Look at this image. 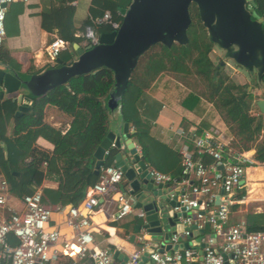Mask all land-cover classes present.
Here are the masks:
<instances>
[{
    "label": "trees",
    "instance_id": "1",
    "mask_svg": "<svg viewBox=\"0 0 264 264\" xmlns=\"http://www.w3.org/2000/svg\"><path fill=\"white\" fill-rule=\"evenodd\" d=\"M73 1L48 0L38 14L40 28L55 34L66 44V49L58 55L62 62L71 59L73 45L83 48L88 44L84 32L86 28L93 29L86 19L77 29L80 33H76L72 23ZM128 3L129 0H109L110 6L106 11L113 20H119L117 10L126 8ZM14 5L9 6L13 8ZM249 6L252 14L262 20L264 28V0H251ZM189 13L195 23L191 19L186 32L188 42L185 45L172 44L168 48L161 44L151 46L138 59L129 80L120 85L119 99L113 95L114 79L112 71L107 68L72 77L66 84L34 98L28 112L15 124L12 133L19 134L22 129L27 130L34 125H39V129L26 131L25 135L17 138L5 136L4 132L8 118L13 113V104L6 102L0 105V142L6 145V156L0 147V175L7 183L9 195L20 198L32 194L41 185L44 172H53L59 176L57 188L41 189L42 202L60 209L67 205H78L86 190L98 179V175L93 173L92 154L107 133L110 120L116 117L130 127V138L138 147L144 164L179 179L180 155L149 135V125L142 119L137 106L143 92L163 77L173 82L176 88L184 89L181 100L184 108L192 111L198 103L205 100L210 102L231 136L229 146L238 152L253 150V160L264 163V117L257 113L254 96L247 91L246 86L236 85L222 72L219 64L213 67L208 53L214 45L208 41L193 5L189 7ZM5 59L9 61V58ZM197 80L202 83L201 91L195 88L196 83L194 87L189 84V81ZM108 96L112 98V108L107 107ZM45 105L55 106L69 118L68 128L63 134L41 124ZM36 136L51 143V154L25 146L28 138L29 144ZM113 154L112 150L108 151L103 167L112 165ZM25 158L29 159L28 162L24 161ZM201 159L204 163L210 162L206 155L201 156ZM42 163L46 166L45 170L42 169ZM236 208L237 205L232 206L233 212ZM243 220L246 232L264 231V211H248ZM138 222L140 220L137 218ZM208 231L205 227L199 234L204 235ZM8 240L11 242L12 238ZM62 258L59 259L61 264H91L88 259Z\"/></svg>",
    "mask_w": 264,
    "mask_h": 264
},
{
    "label": "built area",
    "instance_id": "2",
    "mask_svg": "<svg viewBox=\"0 0 264 264\" xmlns=\"http://www.w3.org/2000/svg\"><path fill=\"white\" fill-rule=\"evenodd\" d=\"M17 1L27 0H0V46L4 39L5 9ZM120 20L121 17L113 20L105 12L101 17L92 19L91 23L104 25L111 31L119 27ZM96 36L92 29H85L84 38L91 45L96 44ZM65 49V42L57 36L45 45L50 62ZM176 133L184 135L181 130H176ZM187 142L178 151L181 157L179 179L144 165L154 191H158L159 186L161 195H168V201L174 202L171 211L176 214L173 232L165 241L170 248L162 252L153 250L147 255V261L150 264H264V231L246 232L242 219L229 223L234 205L246 206L253 212L263 210L264 163L254 161L246 152L232 149L230 141H226L216 126L199 134L190 132ZM203 155L210 158L209 163L202 161ZM248 171H252L253 175L261 172L263 178H257L258 182H247ZM97 175V181L86 190L78 205L67 208L63 221L69 228L66 235H61L55 226L49 224L51 215L61 209L44 204L39 191L19 198L20 211L7 207L8 187L0 176V264H52L60 257L88 259L91 264H113L109 251L94 243L91 231L94 208L99 206L101 210L110 211L114 221L134 214L140 220V226L146 222L144 212L132 208L133 202L126 189L116 190L114 195L111 193L124 181L119 168L101 166ZM159 198L156 196L155 200L159 201ZM110 201L114 210L107 207ZM158 226L162 238L165 229L161 222ZM205 227L209 231L200 235L199 231ZM196 240L202 245L198 249L191 246L172 249L180 243L190 245ZM135 241L137 248L123 264H138L143 251L153 243L142 227Z\"/></svg>",
    "mask_w": 264,
    "mask_h": 264
},
{
    "label": "water",
    "instance_id": "3",
    "mask_svg": "<svg viewBox=\"0 0 264 264\" xmlns=\"http://www.w3.org/2000/svg\"><path fill=\"white\" fill-rule=\"evenodd\" d=\"M250 1L129 0L119 27L98 33L95 45L88 43L83 48L73 45V58L67 62L56 58V65L30 75L26 80L19 79L0 62V105L9 102L15 108L13 115H20L26 112L31 99L66 84L72 77L94 73L103 67L112 71L113 95L119 99L120 85L129 80L138 59L151 46L161 44L168 48L172 44L185 45L188 42L186 32L191 22L189 7L193 5L208 41L223 52L224 59L254 77L257 91L254 106L264 117V28L260 18H252L253 12L248 7ZM220 64L224 65V62ZM106 104L108 108L113 107L110 96L107 97ZM130 134L126 123H122L115 131H107L93 151V173L98 174L99 167L107 159L108 151L112 150L113 165L119 168L123 175L127 195L133 202L132 208L144 212L146 224L140 226L138 223L134 227V234L138 233L141 227L145 228L150 239L154 241L143 251L138 264H150L147 261L149 253L170 248L165 241L173 232V219L176 214L171 211L174 202L168 201V195H161L159 186L158 191H154L151 180L145 173L141 156L134 149ZM156 196L160 197L159 201L155 200ZM216 202L217 199L214 203ZM159 221L165 229L162 238ZM159 240L161 242L157 244ZM189 244L180 243L172 249L189 246L198 249L202 246L198 244V240ZM116 256L117 252L112 253V260H115ZM125 261L126 257H123L121 264Z\"/></svg>",
    "mask_w": 264,
    "mask_h": 264
},
{
    "label": "crops",
    "instance_id": "4",
    "mask_svg": "<svg viewBox=\"0 0 264 264\" xmlns=\"http://www.w3.org/2000/svg\"><path fill=\"white\" fill-rule=\"evenodd\" d=\"M47 1L48 0H27L26 2L17 1L12 3V5L15 4L13 8L7 6L5 9L3 23L4 40L0 46V62L14 72L19 79L26 80L30 75L37 74L56 65L54 61L50 62L48 60L47 54L44 52L45 45L53 36H55V34L47 33L39 26L38 14L44 3ZM18 4L20 5L18 6ZM72 6L74 8L72 23L77 31L79 25H81L84 20L88 19L91 23L92 19H97L101 17L103 13L107 12V7L110 5L109 0H74ZM125 9L126 8L120 9V11L117 10L119 19L123 15ZM92 30L96 35L101 32L109 31L104 25H93ZM76 33L79 34L80 32L77 31ZM5 58H9V61ZM72 58L73 51L71 54V59ZM228 69L230 71V79L236 85L248 86L246 87L247 91L254 96V99H257V91L255 90L256 84H250L254 77L245 73L232 62L228 65ZM249 88L250 90H248ZM183 90V88H176L173 82H170L167 77H163L154 82L149 89L143 92L138 100L137 106L142 119L149 125V135L159 143H162L166 147L176 150L177 152L181 145L188 143L187 140L190 132L193 131L194 134H199L202 130H206L212 126L218 127L226 141H230L231 136L228 134V131L222 120L219 118L218 113L213 109L212 104L201 98L205 100V102L198 103L197 107L190 111L189 109L184 108L181 104V100L184 97ZM33 100L34 98L31 99L29 105ZM29 105L27 106L26 112H23L20 115L14 116L13 113L15 108L13 109V113L10 114L5 126V136L17 138L18 136L25 135L26 131L32 132L39 129V125H34L29 126L27 130L22 129L19 134L12 133L15 124L28 112ZM68 123L69 118L55 106H44L42 110L41 124L63 134L68 128ZM121 124L122 122L116 117L115 119L110 120L108 130L115 131L121 126ZM128 129L130 131V127H128ZM176 130L183 131L184 135H178ZM29 140L30 138L24 143L26 147H35L51 154L53 146L41 136H36L33 142L28 144ZM132 143L136 153L140 154V151L133 140ZM13 145L15 144L13 143ZM0 147L3 150V155L6 156V145L4 146V144L0 142ZM246 154L252 157L253 150L247 151ZM28 160L29 159L27 158L24 159L25 162H28ZM144 165L149 167L147 164ZM45 167V165H42L43 170H45ZM249 172L250 171L247 173ZM166 174L170 175L169 173ZM254 176H257L260 179L263 178L261 172H257ZM58 182L59 176L56 173L45 171L41 185L36 191L40 192L43 188L56 189ZM124 189H126V184L123 181L122 186H118V189L115 187L111 190V193L114 195L116 190L124 191ZM99 201L101 203V200ZM108 205V209H115L111 201ZM6 206L16 211H20L21 209L19 198L12 197L9 194H7L6 197ZM69 206L71 205L63 207L60 211L53 213L50 217V226H55L61 235L69 233V228L63 223ZM262 208V211H264V206H262ZM245 210H247L246 206H237L234 212L232 210L229 223L232 224L237 220H243L244 215L249 211ZM109 214L110 211H105L103 208L101 210L99 206L94 208V212L91 216L92 237L97 247L106 248L111 255L112 253L117 252L113 264H121L123 257L127 258L137 248L135 237L138 233L134 234V227L139 222L137 223V218L132 215H127L121 220L114 221ZM133 234L134 238L131 239L130 237ZM156 243L158 244L159 241ZM59 261L52 264H61Z\"/></svg>",
    "mask_w": 264,
    "mask_h": 264
},
{
    "label": "rangeland",
    "instance_id": "5",
    "mask_svg": "<svg viewBox=\"0 0 264 264\" xmlns=\"http://www.w3.org/2000/svg\"><path fill=\"white\" fill-rule=\"evenodd\" d=\"M248 7L250 8L249 6V3H248ZM192 16V14H191ZM256 18V16L254 14H252V18ZM192 22L195 23V19L192 17ZM199 27V26H198ZM44 52L45 51V48H44ZM208 58L210 59V61L212 62L213 64V67H216L217 64H219L221 67H222V72L224 74H226L228 77H229V69H228V65H230V61L226 60L223 58V52L219 49H217L215 46L212 47L211 51L208 53ZM221 62H224V65H221L220 63ZM196 83V86L195 88L199 89L201 91L202 89V83L200 81L197 80V82H193V81H189V84L191 85V87H194ZM253 80L250 82L251 85H253ZM246 86V85H245ZM248 87V86H246ZM254 173L252 171H250L249 173H247V177H246V181L247 182H258L256 176L253 175ZM252 175V177H251ZM119 191V190H118ZM117 193L116 191L114 192V194ZM148 198L150 199L151 196L149 195ZM249 211H251V209H249Z\"/></svg>",
    "mask_w": 264,
    "mask_h": 264
}]
</instances>
